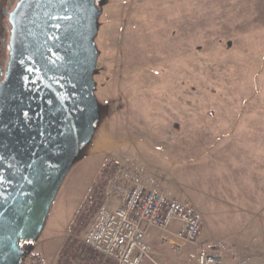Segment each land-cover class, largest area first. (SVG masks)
<instances>
[{
  "label": "rangeland",
  "instance_id": "1",
  "mask_svg": "<svg viewBox=\"0 0 264 264\" xmlns=\"http://www.w3.org/2000/svg\"><path fill=\"white\" fill-rule=\"evenodd\" d=\"M16 1L0 0V70L4 9ZM97 4L101 117L27 247L54 264L65 238L57 264H88L77 251L95 196L105 173L129 158L201 213V247L264 259V0ZM157 232L141 264H196L195 247L176 251Z\"/></svg>",
  "mask_w": 264,
  "mask_h": 264
},
{
  "label": "water",
  "instance_id": "2",
  "mask_svg": "<svg viewBox=\"0 0 264 264\" xmlns=\"http://www.w3.org/2000/svg\"><path fill=\"white\" fill-rule=\"evenodd\" d=\"M98 0H17L0 78V264H22L100 120Z\"/></svg>",
  "mask_w": 264,
  "mask_h": 264
},
{
  "label": "built area",
  "instance_id": "3",
  "mask_svg": "<svg viewBox=\"0 0 264 264\" xmlns=\"http://www.w3.org/2000/svg\"><path fill=\"white\" fill-rule=\"evenodd\" d=\"M105 174L95 196L96 211L77 251L88 264H141L151 250L149 228L161 232L164 242L172 238L176 250L182 245L195 247L196 264H264V259L231 250L228 253L220 245L214 250L201 247V213L193 205L169 196L158 183H150L143 163L127 158ZM174 223L177 228L171 232ZM30 243L19 241L22 264H47L40 252L27 247Z\"/></svg>",
  "mask_w": 264,
  "mask_h": 264
},
{
  "label": "crops",
  "instance_id": "4",
  "mask_svg": "<svg viewBox=\"0 0 264 264\" xmlns=\"http://www.w3.org/2000/svg\"><path fill=\"white\" fill-rule=\"evenodd\" d=\"M145 161H143L142 163L143 164H145L146 166H148L146 163H144ZM148 169H150L149 167H147ZM151 170V169H150ZM151 175V174H150ZM150 179H151V181L149 180V182L150 183H152V182H156V183H158V181L156 180V179H154V178H151V176H150ZM162 188H164L165 189V191H166V193L170 196V194L168 193V191H167V187L165 186V187H163V184L162 183H158ZM172 197V196H171ZM174 197V196H173ZM176 228H177V224L176 223H174V224H172V226H171V228H170V230H171V232H174L175 230H176ZM153 230H155V229H153V228H149L148 229V237H147V239H148V242H149V240H150V238L152 237V235H153ZM155 231H157V230H155ZM158 233V232H157ZM65 238H63L62 239V242L61 243H59V245L57 246V249H56V253L54 254V259H53V262H54V264L56 263L57 264V261H58V257H59V252H60V250H61V248H62V245H65ZM177 251V250H176ZM57 258V259H56ZM49 264V263H48Z\"/></svg>",
  "mask_w": 264,
  "mask_h": 264
},
{
  "label": "flooded vegetation",
  "instance_id": "5",
  "mask_svg": "<svg viewBox=\"0 0 264 264\" xmlns=\"http://www.w3.org/2000/svg\"><path fill=\"white\" fill-rule=\"evenodd\" d=\"M8 7H10V8H8V9H4V14L6 15V17H7V12L8 11H10L11 10V8L13 7V4H10ZM6 26H8V31H9V25H8V23L6 22ZM8 39V38H7ZM2 41L4 40L3 38L1 39ZM4 46H5V48L7 49V43L5 44L4 43ZM6 52V51H5ZM6 57V56H5ZM2 72H3V67L1 68V70H0V76H2Z\"/></svg>",
  "mask_w": 264,
  "mask_h": 264
}]
</instances>
